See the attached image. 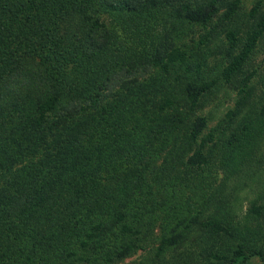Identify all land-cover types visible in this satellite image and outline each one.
<instances>
[{"label":"trees","instance_id":"1","mask_svg":"<svg viewBox=\"0 0 264 264\" xmlns=\"http://www.w3.org/2000/svg\"><path fill=\"white\" fill-rule=\"evenodd\" d=\"M239 5L0 0V264H111L148 244L152 264H193L180 248L193 231L195 264L264 262V237L255 238L264 228L233 218L237 186L223 192L252 129L256 138L264 129V101L253 127L244 114L228 132L240 99L206 132L196 112L264 33L257 0L238 36L230 21ZM216 15L226 59L206 71V55L185 45L187 30ZM251 75L240 79L242 99ZM212 157L222 177L202 186ZM186 189L194 207L181 200ZM262 212L251 201L244 218Z\"/></svg>","mask_w":264,"mask_h":264},{"label":"rangeland","instance_id":"2","mask_svg":"<svg viewBox=\"0 0 264 264\" xmlns=\"http://www.w3.org/2000/svg\"><path fill=\"white\" fill-rule=\"evenodd\" d=\"M196 2H202L203 0H192ZM219 5V11L223 9L222 4L228 0H216ZM257 0H240V5L237 10V14L230 21V26L235 30H238V36L248 26L251 18L248 17V9ZM261 1V8L264 7V0ZM224 22H220L219 16L216 15L214 18L205 26L194 25L191 30H187L186 36V47L192 48L195 52L203 53L206 55V61L203 68L206 71H216L219 67L224 64L226 59V45L222 39L224 31ZM201 40V43L199 41ZM252 72L249 79V84L246 87L248 94L245 99H242V92L238 93L240 87V79L247 73ZM109 97V95H107ZM264 33L258 39L253 51L249 55L246 63L244 64L242 71L237 73L230 82L221 81L216 84L209 91L202 100L201 107L197 109V113L206 115L207 117V128L204 132L209 130L211 127H215L217 122L223 118V114L228 108H233L237 99L241 100L242 108L236 113L234 119L226 125L225 132H228L233 127H236L237 123L242 119V116L247 115V119L250 121L253 127L256 123L254 116V108L258 104L264 101ZM244 115V116H245ZM264 121V118H262ZM262 121V122H263ZM224 124V122H222ZM264 128V122L260 123ZM257 131L252 129V135L249 136L251 144L247 146L243 145V160L244 163L240 166V169L234 174L223 187V192H227L232 189L233 186H237L238 191L236 192V198L234 202L233 218L242 224H246L251 228H254L256 224L264 228V129L259 137H255ZM223 140H217L214 146L215 156L218 155ZM210 144V142L208 143ZM210 146V145H209ZM223 157V155H222ZM221 157V158H222ZM211 171L209 174H203V182L201 185L208 186V184H217L222 177V170L218 167L216 158L211 159ZM250 166V170L253 175L249 176L250 171H247ZM182 192L181 200L185 202V205L194 207L195 195L188 189ZM229 198V197H228ZM228 200V199H227ZM251 201H258L263 204L262 216L252 222L251 219L244 218L245 210L249 206ZM260 233L255 237L258 240L264 237V232L260 228ZM198 232L193 231L187 236L184 243H182L181 251L188 252V261L195 264L200 259L198 252L200 248L197 244ZM185 241L188 243H185ZM165 258H169V254H165ZM152 246L148 244L142 249L135 250L125 258L113 262L111 264H152ZM157 264L156 261L153 262ZM227 264H264V262L257 256L250 258L248 263L241 262L239 257L230 258Z\"/></svg>","mask_w":264,"mask_h":264}]
</instances>
